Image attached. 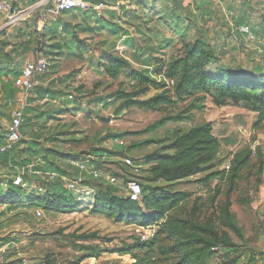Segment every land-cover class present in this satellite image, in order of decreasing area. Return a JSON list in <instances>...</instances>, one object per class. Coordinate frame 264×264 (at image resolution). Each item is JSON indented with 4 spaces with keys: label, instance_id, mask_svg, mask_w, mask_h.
Segmentation results:
<instances>
[{
    "label": "rangeland",
    "instance_id": "1",
    "mask_svg": "<svg viewBox=\"0 0 264 264\" xmlns=\"http://www.w3.org/2000/svg\"><path fill=\"white\" fill-rule=\"evenodd\" d=\"M91 1L104 2L105 7L101 14H105L107 18L118 22L122 17L120 23L127 29L128 39L135 37L137 43L124 45L127 37L122 35L119 38L118 35H112L103 28L95 33L77 32V39L75 38L74 42L84 41L78 43L81 49L74 47L72 50L67 47L63 53H58L59 49L53 45L58 43L60 38L39 40L43 26H40V30L37 29L41 24L37 23L38 12L33 13L27 20L34 19V24L31 27L27 25V28L33 29V26H36L35 47L15 55L16 60H22L23 63L37 55L47 57L51 65L42 77H45V81H50L49 84L42 86L63 91L61 97L59 94L56 98L49 97L48 100L38 98L40 89L34 91L32 97L34 103L29 105L32 110L30 113L26 111L27 117L31 121L33 119V127L36 129L43 127L44 137H57L56 144L45 143L69 155L84 156L95 149L114 152L116 160L108 162L104 171L111 175L118 173V181L114 185L124 193L129 181L143 183L144 177H150L148 171L152 164L147 161V156L167 145L177 130L186 131L196 125L211 122L215 133L222 139V147L211 166L203 164L199 172L175 183L174 189L190 194L189 200L178 212L183 217L203 224L212 223L235 244L236 253L227 256L220 251L209 264H227L233 258H237V264H264V121L256 125L258 114L243 104L217 106L209 97L179 101L177 104L167 106L163 111L148 110L135 105L117 114L115 109L120 104L110 105L111 96L119 89L133 90V80L124 74L117 79L103 75V67L99 62L104 52L117 49L128 57L135 68L143 69L145 67L143 63H147L148 57L137 59L135 52L136 47L140 48L145 44L140 32H136L139 24L140 26L143 24L140 27L143 30H150L151 27L153 31H160L156 35L158 43H154V49L161 47L156 55L165 60H169L182 46L180 35L185 30L188 37L193 38L199 34V28H202L208 32L212 41L224 43H219L220 65L249 72L258 77L264 67L262 57L264 39L259 36V32L249 36V29L245 26L242 30L245 29L248 37L241 45L233 17L240 14V9H244L251 18L250 23L255 27L254 30L260 31L264 24V0ZM174 3H181L179 10L183 13V21L171 23L168 9H171ZM202 7L209 11L204 17ZM125 10L136 11L138 14L127 15ZM166 13L168 19L163 21ZM146 14L152 16L154 20L147 23ZM85 16L87 12L76 9L61 14L58 19L68 25V29L64 27L66 30L75 31L78 30L75 24L83 22ZM188 16L192 18L197 16V23L189 22ZM158 17H162L160 22L156 21ZM22 21L20 23L24 22ZM18 26L19 22L15 27ZM230 31L233 39H225ZM63 37L65 42H71L67 33H64ZM161 42L164 46H161ZM46 50L57 53L47 54ZM56 77L58 83H55ZM154 77L161 79L159 75ZM157 92L158 90L151 89L143 97H150ZM59 109H61L59 113L55 112ZM182 111L189 115L188 119L183 121L167 119L158 124L164 118ZM38 112L52 113V116L41 118L42 123L39 124L34 120ZM2 113L0 120L1 128L4 129L10 121V113ZM29 129V125L25 126L26 132H29ZM25 137L30 138V134ZM0 138L3 139L2 136ZM121 140L125 141L124 145L119 143ZM245 146L251 147L253 159L251 164L243 169L230 191L231 185L227 179L231 168L227 170L226 165L228 162L232 164L236 151ZM127 155L133 158L134 166L123 165L122 158ZM24 157L21 154L17 159V171L23 168L21 159ZM40 158V156L33 158V163L46 164L49 160H55L61 167L67 169L68 175L74 177L78 172L70 165L71 156L51 152L47 158L49 160ZM2 169L7 178L4 184L0 185V195L6 194L12 187L17 188L13 185V177L17 171L14 173L3 165ZM223 169L226 170L225 173L207 178L209 173ZM31 180V186L21 191L18 202L9 205L0 203V235L4 236L7 242L14 241L16 244L9 247V254L4 260H0V264H21V261L23 264H133L135 262L133 254L124 253L125 249L141 239V233L155 234L158 230V226L146 228L137 224L118 222L103 215L92 214L89 210L75 213L46 211L28 202L26 197L33 193L35 196H41L47 190H51V180L46 175H32ZM147 183L166 184L161 180H148ZM72 193L75 198L78 197L75 191ZM78 200L82 201L80 198ZM89 201H82L81 206H90ZM226 202L231 204V210L237 217L241 235L222 225L218 219L220 208ZM37 210H42L43 215L37 216ZM84 233H96L97 237L82 238L81 235ZM163 238L164 243L173 244L165 236ZM98 249L102 250L99 257H86Z\"/></svg>",
    "mask_w": 264,
    "mask_h": 264
},
{
    "label": "trees",
    "instance_id": "2",
    "mask_svg": "<svg viewBox=\"0 0 264 264\" xmlns=\"http://www.w3.org/2000/svg\"><path fill=\"white\" fill-rule=\"evenodd\" d=\"M91 2L98 3L100 1ZM181 6V3H174L173 7L168 9L171 23L183 21V13L179 10ZM202 9L204 11L202 17H204V14L206 15L209 11L203 7ZM68 12L66 11L62 14ZM84 12H87V16L84 17L83 22L75 24L78 30H66L68 29V25L59 20V16L48 24L39 40L60 38V41L54 43L53 46L59 49L58 53H63L67 47L72 50L74 47L81 49L78 43H84V41L78 40L77 43L74 42V39H77V32L95 33L98 29L104 28L110 34L118 35L119 38L122 35L128 36L127 29L120 23L122 17L116 22L107 18L105 14L98 15L96 12ZM125 13L127 15L130 13L134 16L138 14L132 10H125ZM167 13L163 21L168 19ZM146 17L147 23L154 20L149 14H146ZM187 18L189 22L195 21L197 23V16H194V18L188 16ZM161 20L162 17L156 19L157 22ZM233 20L241 45L246 40L244 37L247 35L245 29H243L244 31L242 30L245 26L250 30H248V33L253 30V34L259 32V36L264 37V24L261 26V30H257L256 32L253 29L254 26L250 23L251 18L244 9H240V14L233 17ZM141 26L140 24L137 25L139 29L136 32H140V36L145 44L140 48L136 47L135 52L137 59L148 57L147 63H143V66H145L143 69L135 68L131 61L117 49L104 52L99 60L103 67V75L117 79L120 75L124 74L127 78L133 80V90L119 89L111 96L110 105L120 104L115 109L117 114H120L125 108L135 105L148 110L163 111L167 106L177 104L179 101H186L190 98L198 100V97H202L203 99L209 97L217 106L243 104L258 114L256 125L264 121V67L260 75L256 77L249 72L239 69H229L220 65L219 47L221 46L220 44L224 43H220L222 41H212L208 32L202 28H199V34L193 38H189L187 30H185L180 35L182 46L169 60H165L163 57L156 55V52H159L158 50L161 47L154 49V43H158L156 35L160 31H153L151 27L150 30H143L140 28ZM64 33H67L68 38L71 40L70 43L69 41L65 42ZM231 34L230 31L228 37L224 38L228 40L233 39ZM33 41L34 39L31 38L25 43L26 45H31ZM128 43L136 44L137 40L135 37H129V39L127 37L124 40V45H128ZM163 44L161 42V46H164ZM46 53L55 54L57 52L46 50ZM44 75H40L39 77ZM156 75L161 76V79L155 78L154 76ZM37 88L40 89L38 98L43 100L48 97L56 98L59 94L61 97L63 93V91H55L52 87L43 88L38 85ZM151 89H156L158 92L144 98L143 96ZM31 110L29 106L26 107L27 112L30 113ZM60 111L61 109L55 112L59 113ZM27 112L25 113L22 131L24 133L25 126L29 125L30 133L26 132L25 134H30V138H22L13 149L0 153L1 166H6L15 173L18 169L16 167L18 166L16 164L17 159L20 158L21 154L25 156L21 159V166L23 167L32 164L33 158L38 156L42 159L49 158L51 152L71 157L78 156V154L69 155L68 153L59 151L54 146H48L45 142L56 144L57 140L55 138L57 137H44L43 127H37L38 129L36 130L32 125L33 119L31 121L27 117ZM51 116L52 113L47 112L43 114L38 112L34 116V120L40 124L42 123L40 121L41 118H49ZM188 118L189 115L185 111H182L164 118L158 124L163 123L167 119L183 121ZM221 147L222 139L215 133L214 125L211 122L196 125L186 131L177 130L174 138L167 145H164L160 151H155L147 156V161L152 164L148 171L150 177H144V182L140 183L142 185V197L139 200L130 199L129 196L121 192V189L114 184L108 183L103 177L95 180L88 179L86 181L87 184L97 188L95 199L90 206L82 207V202L73 196L72 191L66 188L60 177L50 181L51 190H47L41 196H35L33 193L30 197H26V200L33 205L42 207L46 211L75 213L89 210L92 214L103 215L118 222L137 224L146 228L158 226V230L153 236L146 240L138 239L134 244L129 245L125 249L124 253H132L136 259L133 264H209V261L220 251L224 252L223 255L227 256L236 253L235 244L227 235L220 233L212 223L207 222L203 224L183 217L178 210L183 209V204L189 200L190 194L176 190L173 186L189 175L199 172L198 170L203 164L211 166ZM102 151L114 153L107 149L94 150V152ZM252 159L253 151L250 146L242 147L236 151L227 179L231 185L230 191L240 178L243 169L251 164ZM47 163L37 162V164H33H35V170L42 171L44 175L47 172L68 174L67 169L61 167L57 161L49 160ZM225 172V169L222 171L216 170L209 173L207 178H211L214 175L219 176V174ZM32 175L37 176V174H26L25 176L31 183ZM115 175L119 176L118 173H115ZM148 180H161L166 182V184H146ZM13 185L17 186L14 183ZM47 188L45 187V189ZM22 190L26 189L21 186H17L16 189L12 187L6 194L0 195V203L9 205L18 202ZM218 219L222 225L241 235V226L238 224L237 217L232 212L229 202L221 206ZM163 236L172 241L173 244L164 243ZM81 237L95 238L97 234L84 233ZM216 246H220L221 248L216 250L214 249ZM101 253L102 250H93L86 257H99ZM21 264H23L22 261ZM227 264H237V258L229 260Z\"/></svg>",
    "mask_w": 264,
    "mask_h": 264
},
{
    "label": "built area",
    "instance_id": "3",
    "mask_svg": "<svg viewBox=\"0 0 264 264\" xmlns=\"http://www.w3.org/2000/svg\"><path fill=\"white\" fill-rule=\"evenodd\" d=\"M104 7V2L92 3L89 0H37L34 5L25 8L21 5V0H0V17L3 16V21H0V35L4 29L12 27L23 19L31 17L35 12H38L39 21L43 26H46L66 11L76 9L83 11L92 10L98 15H101V10ZM246 28L249 29L248 27ZM1 62L0 59V64ZM50 65V60L41 55H37L35 58L25 61L20 68V74L14 80L15 85L23 89L28 96L33 94L39 85V76L45 74L49 70ZM46 99H49V97ZM27 103V101H24L20 106L14 108L11 119L6 126L5 142L0 145V153L13 149L23 138L22 129ZM119 143L124 145L125 141L121 140ZM114 156L116 155L107 151H91L84 156L71 157L70 163L78 171L76 176L72 177L68 174H58L56 172H47L46 176L49 180H55L57 177H60L68 190L72 192L75 191L78 194L77 199L80 198L82 201L90 200L89 204H92L97 193V188L87 184L86 181L88 179L95 180L103 177L108 183L116 184L118 177L110 173L107 174L108 172L104 171L108 162L116 160ZM122 162L123 165L134 166L133 158L128 155L122 158ZM230 168L231 164L228 162L226 169L229 170ZM26 174L44 175L42 171L35 170V164L32 163L19 169L17 174L13 177V183L25 189L29 188L32 183L26 179ZM5 178H7V176L4 174L0 164L1 186L4 184ZM124 190V193L132 200H139L142 197V185L136 180L129 181ZM36 214L37 216H42L43 212L42 210H37ZM153 235L154 233H149V235L141 233V239L146 240ZM4 238V236L0 235L1 261L9 254V247L16 245L14 241L7 242ZM220 248V246L214 247L216 250Z\"/></svg>",
    "mask_w": 264,
    "mask_h": 264
},
{
    "label": "crops",
    "instance_id": "4",
    "mask_svg": "<svg viewBox=\"0 0 264 264\" xmlns=\"http://www.w3.org/2000/svg\"><path fill=\"white\" fill-rule=\"evenodd\" d=\"M36 2L37 0H24V1L21 0V5L27 8L31 5H34ZM114 8H117V7H114ZM28 18L23 19L24 21V22L22 21L23 23H20L21 21H19V26L17 28L15 26L18 24V22L12 27H8L4 29L0 35V59L2 61L0 64V119L3 115L2 112H6V114L10 113V119H11L14 108L17 106H20L24 101L28 102L27 106L32 105V103H34L33 102L34 99L32 100V97L34 96V94H31L28 96V94L23 89L17 87L14 83L15 78L20 74V68L22 64H24L25 62L24 61L23 63H21L22 61L21 59H20L21 61H17L16 60L17 58L15 57V55L20 54L25 49L27 50L29 48L31 49L32 47H35L34 41L31 45H26L25 43L31 38L35 39L37 36L36 32L34 31L36 30L35 29L36 26H33V29L27 28V25L31 27V25L34 24L33 23L34 19L27 20ZM0 19H1L0 21L2 22L3 16L0 17ZM37 23L41 24L37 27V29L40 30L41 29L40 26H43V24L39 21V19L37 20ZM47 26L48 25L42 27L43 28L42 33L46 30ZM253 33L254 32L252 30L248 35L249 36L253 35ZM244 37L246 39L248 36L246 35ZM28 46L30 47L28 48ZM263 53H264V50H263ZM262 57L264 59L263 55ZM44 78L45 77H42V76L39 77V83L41 84L39 85V87L41 86L43 88H46L44 86L49 84L50 80L45 81ZM55 83H58L57 77H56ZM25 133L26 131L24 129L23 138L28 139V137H25L27 136ZM5 134H6V127L4 129L1 128V120H0V136H2L3 138V139L0 138V145L5 142Z\"/></svg>",
    "mask_w": 264,
    "mask_h": 264
}]
</instances>
